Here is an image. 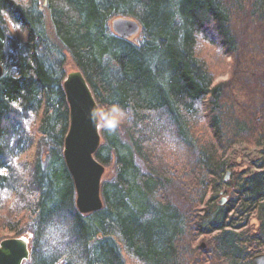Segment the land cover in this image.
<instances>
[{
    "label": "trees",
    "instance_id": "trees-1",
    "mask_svg": "<svg viewBox=\"0 0 264 264\" xmlns=\"http://www.w3.org/2000/svg\"><path fill=\"white\" fill-rule=\"evenodd\" d=\"M38 2L0 0V241L29 237L22 264H197L194 240L215 232L208 264H252L264 253V0ZM119 16L139 34H114ZM66 52L98 106L126 112L100 130L94 156L113 175L86 214L63 157Z\"/></svg>",
    "mask_w": 264,
    "mask_h": 264
},
{
    "label": "water",
    "instance_id": "water-1",
    "mask_svg": "<svg viewBox=\"0 0 264 264\" xmlns=\"http://www.w3.org/2000/svg\"><path fill=\"white\" fill-rule=\"evenodd\" d=\"M42 1L44 5L47 3V0ZM109 27L114 34L126 39L135 37L141 31L137 20L124 16L111 19ZM2 74L0 63V77ZM63 90L69 108L63 157L73 180L76 208L86 214L103 206L100 188L105 167L94 156L101 143V128L89 119L90 111L98 107V104L78 68L66 73ZM229 173L227 170L225 181ZM224 202L225 198L219 201L220 204ZM199 246L203 250L206 247L204 243ZM29 254L28 242L23 237H9L0 241V264H22L29 258ZM251 260L252 264H264V253L254 254Z\"/></svg>",
    "mask_w": 264,
    "mask_h": 264
},
{
    "label": "rangeland",
    "instance_id": "rangeland-1",
    "mask_svg": "<svg viewBox=\"0 0 264 264\" xmlns=\"http://www.w3.org/2000/svg\"><path fill=\"white\" fill-rule=\"evenodd\" d=\"M39 2H38V6H39V8L42 10V8L44 7V5H43V2H42V0H38ZM19 34L22 36V37H24V34H22L20 31H19ZM64 68H65V71L66 72H69V71H71V70H74L75 69V65H74V61L71 59V57H70V55H69V53L68 52H66L65 53V64H64ZM226 77L225 76H220V77H217L216 79H215V81L217 82V81H220V80H224ZM236 145V149H235V152L233 153V154H235V153H237V152H239L240 153V157L238 158V157H236L235 155H233V160L235 161H237L238 162V164L237 165H235V167L233 168L234 169V173L235 174H239V173H241L242 174V172H243V170L245 169V167L247 166V164H246V162H245V160H247V158H248V155L246 156V157H244L243 159H242V156L244 155L243 154V148L244 147H242V145H241V143H238V144H235ZM246 148V147H245ZM245 150V149H244ZM230 154H231V152H230ZM31 155H32V151H30V152H28V153H26V154H24L23 156L26 158V159H30L31 158ZM232 156V155H231ZM230 160H231V158H230ZM105 168H104V173H103V176H102V181L103 180H105V179H108V178H110L112 175H113V167L112 166H104ZM234 178V175L233 174H231V172L229 173V176H228V178H227V180L226 181H231L232 179ZM235 179V178H234ZM225 181V182H226ZM232 185H227V186H225L224 188L222 187H220V197L217 199V200H221L222 198H225V201H227V198H229V197H231L232 196V193H233V191H232ZM224 192V193H223ZM169 193H171V197H172V199L173 200H175V202H176V204L179 206V207H181V208H184L185 207V205H186V199L187 198H182L181 197V195L176 191V189H172L171 191H169ZM225 203V202H224ZM199 208H200V206H199ZM201 210V209H200ZM252 218V215L251 216H249L248 217V221L250 220ZM239 222H243V219H241ZM252 223H254L253 224V226L255 227L256 226V223H255V221H252ZM244 229H246L247 228V226H244L243 227ZM215 234V232H213V233H211V234H207V235H205V234H199L197 237H196V239L194 240V242H193V247H195V246H198V245H200V243H204L205 244V249L203 250V249H201V251L203 250V252H205V253H202V254H197V259H198V263L197 264H208V259H207V250L210 248V243H209V240L211 239V237L213 236ZM7 238H9V237H7ZM26 240H27V242L29 241V237L27 236V237H24ZM28 245H29V243H28ZM29 249H30V247H29Z\"/></svg>",
    "mask_w": 264,
    "mask_h": 264
},
{
    "label": "clouds",
    "instance_id": "clouds-1",
    "mask_svg": "<svg viewBox=\"0 0 264 264\" xmlns=\"http://www.w3.org/2000/svg\"><path fill=\"white\" fill-rule=\"evenodd\" d=\"M89 119L97 127L109 132L116 130L126 119L125 110L116 103L107 107L101 105L92 109ZM55 243V241H53Z\"/></svg>",
    "mask_w": 264,
    "mask_h": 264
},
{
    "label": "bare ground",
    "instance_id": "bare-ground-1",
    "mask_svg": "<svg viewBox=\"0 0 264 264\" xmlns=\"http://www.w3.org/2000/svg\"><path fill=\"white\" fill-rule=\"evenodd\" d=\"M78 210V209H77ZM82 214V213H81Z\"/></svg>",
    "mask_w": 264,
    "mask_h": 264
}]
</instances>
